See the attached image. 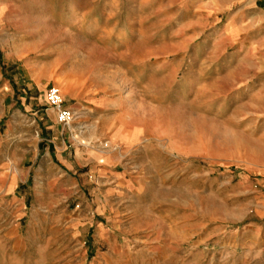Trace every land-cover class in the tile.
Returning <instances> with one entry per match:
<instances>
[{
    "label": "rangeland",
    "instance_id": "374dc122",
    "mask_svg": "<svg viewBox=\"0 0 264 264\" xmlns=\"http://www.w3.org/2000/svg\"><path fill=\"white\" fill-rule=\"evenodd\" d=\"M89 84L156 120L117 179L75 157ZM5 159L0 264H264V0H0Z\"/></svg>",
    "mask_w": 264,
    "mask_h": 264
},
{
    "label": "crops",
    "instance_id": "0c3cea01",
    "mask_svg": "<svg viewBox=\"0 0 264 264\" xmlns=\"http://www.w3.org/2000/svg\"><path fill=\"white\" fill-rule=\"evenodd\" d=\"M155 55L154 51L148 50L143 57L151 58ZM124 71V69L122 68ZM68 79L73 80L71 76ZM72 82V81H71ZM73 85L78 82V80L73 81ZM74 92L72 93L77 104L88 106L91 110H96L93 112H87L90 116L85 118L90 124L91 130H89L90 139L99 141L95 146L85 145L84 148H79L75 153V157L78 158V162L84 166H89L90 171L97 170L101 172L100 174H105L104 176L116 177L120 175L115 166H117V154L122 153L124 148L128 150H133L136 146L148 139L155 137V117L150 114L149 111H140L139 115L135 113V108L133 111H125L124 102L122 104V99L113 101L106 96H97V93H92V84H89L86 88V92L82 93L80 86L74 87ZM82 95L84 99H81ZM124 101V99H123ZM111 108H113L111 110ZM87 134V133H86ZM87 135V136H88ZM86 136V137H87ZM104 142L115 145L117 148L114 150H109L105 152L102 148H99ZM64 149L61 151L60 155L64 156ZM85 154V155H83ZM67 167L74 168L73 165V151L68 154L65 158ZM8 161H0V182L5 179L3 183L5 190L13 191L18 186L17 175H12L11 173H6ZM103 171V172H102ZM1 184V183H0Z\"/></svg>",
    "mask_w": 264,
    "mask_h": 264
},
{
    "label": "built area",
    "instance_id": "2783aa9c",
    "mask_svg": "<svg viewBox=\"0 0 264 264\" xmlns=\"http://www.w3.org/2000/svg\"><path fill=\"white\" fill-rule=\"evenodd\" d=\"M47 102L56 108L60 122L71 125L76 117L75 110L65 104V99L61 88L57 84L50 85L46 90Z\"/></svg>",
    "mask_w": 264,
    "mask_h": 264
}]
</instances>
